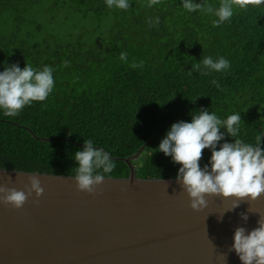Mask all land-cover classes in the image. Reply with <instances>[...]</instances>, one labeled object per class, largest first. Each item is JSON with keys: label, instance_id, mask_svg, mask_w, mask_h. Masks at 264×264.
Instances as JSON below:
<instances>
[{"label": "trees", "instance_id": "16d2710c", "mask_svg": "<svg viewBox=\"0 0 264 264\" xmlns=\"http://www.w3.org/2000/svg\"><path fill=\"white\" fill-rule=\"evenodd\" d=\"M129 3L120 10L105 0H0V71L13 63L21 69L26 63L47 65L55 81L45 101H34L19 115L5 116L0 109L1 168L75 175L74 153L84 140L115 157L133 155L152 140L132 161L137 175L176 177L181 165L157 149L172 123L190 122L192 114L208 109L220 119L241 113L239 138L246 143L264 132V5L234 8L229 21L214 27L215 16L188 12L182 0H160L151 8L148 0ZM65 10L96 20L94 34L102 40L94 43V62L83 60L82 42L73 34L63 28L55 34L56 17ZM156 17L159 25L150 26L148 19ZM106 19L113 21L110 31L103 28ZM121 52L127 62L119 59ZM207 56H223L230 68L207 75L190 71ZM139 61L142 68L130 66ZM210 156L204 149L201 168ZM113 160L116 168L105 176L128 177L129 165Z\"/></svg>", "mask_w": 264, "mask_h": 264}, {"label": "water", "instance_id": "95a60500", "mask_svg": "<svg viewBox=\"0 0 264 264\" xmlns=\"http://www.w3.org/2000/svg\"><path fill=\"white\" fill-rule=\"evenodd\" d=\"M150 141L114 157L130 175L105 176L93 193L78 190L74 175L0 167V185L26 190L36 175L44 189L19 209L0 202V264H242L229 251L234 230L258 227L264 193L231 211L234 198L206 194L207 206L193 210L176 177L137 175L132 161Z\"/></svg>", "mask_w": 264, "mask_h": 264}, {"label": "clouds", "instance_id": "9594fccd", "mask_svg": "<svg viewBox=\"0 0 264 264\" xmlns=\"http://www.w3.org/2000/svg\"><path fill=\"white\" fill-rule=\"evenodd\" d=\"M105 3L109 8L120 10L131 7L129 0H105ZM159 3L160 0H148L146 6L151 8ZM260 5H264V0H220L219 6L182 0L183 8L188 12L199 10L215 16L217 19L212 21L214 27L229 21L234 15V8L246 10L249 6ZM148 23L150 26H157L160 19L149 18ZM119 59L127 62V52H121ZM63 64L69 67L70 61L65 60ZM143 64V61H139L130 66L142 68ZM229 68L230 61L223 56L216 60L207 56L201 63L193 64L190 71L207 75ZM53 71V68L47 65L42 69L27 63L23 69L17 63L6 65L4 70L0 71V109L4 115L15 117L34 101H45L55 85ZM212 83L219 87L215 80ZM241 121V113L220 119L214 112L201 109L197 114H192L190 122L172 123L159 143L158 151L181 165L176 180L190 197V207L193 210L207 206L206 194L224 199L234 198L232 207L227 210L231 211L245 199L255 201L264 193V147L261 146L264 132L256 135L254 144L246 143L239 138ZM222 128L226 129L228 136L234 138L233 142L225 139ZM221 141L224 142L220 143ZM204 149H210L211 156L209 162L201 168L200 160ZM74 159L78 165L73 176L76 186L78 190L88 193H93L96 186L104 181L105 174L112 173L116 168L110 154L95 147L91 139L84 140L83 149L74 153ZM9 179L11 180L10 176ZM28 181L26 190L0 185V202L19 209L33 191L37 197L41 196L44 189L37 176L29 175ZM240 216L244 221L248 220L247 213H240ZM257 224L258 227L251 231L244 227H236L234 230L229 251L234 250L242 264H264V217L260 216Z\"/></svg>", "mask_w": 264, "mask_h": 264}, {"label": "rangeland", "instance_id": "374dc122", "mask_svg": "<svg viewBox=\"0 0 264 264\" xmlns=\"http://www.w3.org/2000/svg\"><path fill=\"white\" fill-rule=\"evenodd\" d=\"M60 13H62V15L60 16L58 14L56 17V24L59 28L55 30V34L61 35L63 33V31H60L62 28L65 32L73 34L76 39L78 38L82 42L79 46V51L82 53V56H84L83 60L90 59L91 62H94V43L98 45V42L102 40L99 34H94V26L96 25V23H94V21H96L94 17L84 18L80 13L71 10H65ZM102 25L104 30L110 31V28L113 27V21L111 19H106ZM98 148L106 150L101 146H98ZM106 152L108 151L106 150ZM110 157L116 159L114 158L115 156L111 154Z\"/></svg>", "mask_w": 264, "mask_h": 264}]
</instances>
